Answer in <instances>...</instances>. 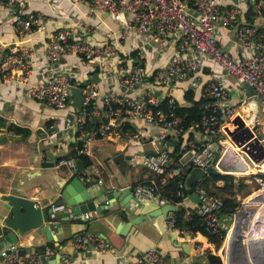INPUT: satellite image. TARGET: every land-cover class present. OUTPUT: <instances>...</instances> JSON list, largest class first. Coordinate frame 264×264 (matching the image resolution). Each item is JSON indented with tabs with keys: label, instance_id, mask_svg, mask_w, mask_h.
I'll use <instances>...</instances> for the list:
<instances>
[{
	"label": "crops",
	"instance_id": "1",
	"mask_svg": "<svg viewBox=\"0 0 264 264\" xmlns=\"http://www.w3.org/2000/svg\"><path fill=\"white\" fill-rule=\"evenodd\" d=\"M237 2L241 4L237 24L254 22L264 27V10L255 11L249 3L239 0H223V5ZM186 5L189 10L194 11L189 2ZM18 6L22 11L40 13L43 20L33 32L20 33L15 20L16 9L0 3V46L8 48L15 45L33 52V72L28 82L0 80V194L22 191L24 196L37 201L45 209H50L52 202L66 203L61 197V186L73 177L76 169L61 165L60 169L55 168L54 175H44L43 169L33 164L32 159L37 148L44 149L41 154L49 151L61 158L70 154L69 151L75 149L77 144L74 121L78 113L70 101L65 107L56 108L33 98L29 93V86L50 74H65L68 68L71 70L68 74L73 83L71 86H81L83 94L88 84H96L102 118L108 117L104 106L106 93L113 92L123 100L125 97L144 93L151 87L153 94L160 99L172 98L179 105L190 106L193 100L203 99L204 86L209 81L222 76L226 85L227 104L236 107L234 118L239 117L243 121L238 129V139H247L253 133L264 145V101L256 96L248 83L240 82L235 76L221 70L208 55H200L202 66L197 71L167 82L158 83L154 79L153 74L166 67L175 53L177 37L155 39L153 31L141 32L135 26L127 27L124 32L125 21L131 20L130 11L124 9L121 19H116L108 9L97 8L91 11L88 3L83 0H19ZM59 29H67L72 36L83 37L95 44H110L115 51L114 56L109 59L88 60L70 52L58 62L52 63L46 56V44L49 37ZM214 33L218 43L237 57L249 55V50L243 49L236 42L235 26H226L221 21H216ZM121 66L127 70L141 67L146 80L135 88L129 87L122 81L127 73H119ZM189 90L191 93L188 98L186 92ZM117 107L119 112L123 110L121 105L118 104ZM234 118L222 125V131L216 138L218 159L230 168L221 173L233 174L237 183L245 175H252L248 179L251 183V178L264 172V158L258 162L240 158L243 157L241 147L233 141L230 132L237 128ZM127 122L130 128L121 132L116 129L107 138L94 139L90 144L91 154L86 155L90 160L89 165L98 166L104 179L102 183L91 185L92 191L100 192L101 199H104L116 187L119 197L113 199L112 205H104L98 211L93 210L96 214L87 221L70 219L66 210L57 211L55 217L50 216L57 227V230L51 231L52 240H48L47 234L39 233L37 229L28 230L13 240L17 244L22 242L18 246L25 250L24 253L52 246L56 251L47 259V264H123L126 259L136 257L146 247L156 246L168 255L171 264H210L200 251V243L206 247L215 246L208 236L201 231H196L193 239H188L185 234L178 235L168 227V209L167 212L164 210L167 205H161L157 200L151 201L141 212L140 207L136 208L137 200L133 197L132 190L123 192L125 187H131L134 183L153 176L135 157L154 152L162 146H168L177 152L189 141L206 140L205 135L197 125L192 124L179 139L169 135L165 142H161L155 139L159 133L156 124L142 117L130 118ZM134 133L139 136L134 137ZM224 143L227 144L223 145ZM119 153L129 158L123 171L113 161ZM244 161L256 167L243 171L241 166H245ZM89 165L85 164L82 169ZM188 171L187 169L186 174ZM240 175L243 177H236ZM222 184V180L216 182L218 186ZM255 188L251 187L248 197L253 196ZM240 189L242 187L233 188V191L236 190L235 195L239 197L240 194L237 193ZM189 197L190 202L183 204L187 209L190 208L186 212V218L197 202L190 194ZM2 206L3 201L0 199V212L6 213ZM221 217L228 224L225 213ZM132 219L136 222L130 224ZM0 226L4 231V235L0 236L1 244L7 240L9 229L2 224L1 219ZM189 230L194 233L191 229L182 232L187 233ZM79 234L87 235L88 241L78 244L75 238ZM98 238L108 242V247H96Z\"/></svg>",
	"mask_w": 264,
	"mask_h": 264
},
{
	"label": "built area",
	"instance_id": "2",
	"mask_svg": "<svg viewBox=\"0 0 264 264\" xmlns=\"http://www.w3.org/2000/svg\"><path fill=\"white\" fill-rule=\"evenodd\" d=\"M88 3L90 10L97 8L108 9L116 19H121L124 9L131 12V20L125 21L127 27L135 26L139 31H153L155 39L174 36L178 42L175 53L166 67L153 74L158 82H167L175 77H182L188 72L201 68L200 55H208L227 74L233 75L240 82L251 85L257 97L264 101V27L251 22L237 24L241 12V4L231 3L223 5V0H83ZM249 3L255 11L264 10V0H239ZM189 2L191 9H188ZM13 9L19 0H0ZM196 14H195V13ZM16 25L20 33H31L40 27L43 16L38 12H17L15 10ZM25 15V16H23ZM221 21L226 26H235L236 42L243 49L249 50V55L239 58L229 50L222 47L215 36V22ZM76 53L79 57L88 60L96 58H111L114 49L110 44H95L83 37L72 36L69 30L59 29L53 33L46 44L47 59L58 62L67 53ZM33 52L28 48H18L12 45L8 48L0 46V80H17L28 82L33 72ZM50 74L47 78L29 86V93L33 98L46 104L63 108L69 102V89L73 84L68 74ZM119 73H127L122 80L129 87L135 88L146 80L141 67L127 70L121 66ZM99 91L95 83L88 84L83 100L81 112L76 115L77 128L75 151L77 154L90 155V144L94 139L107 138L121 124L130 118L142 117L156 124L159 133L156 140L165 142L169 135L179 139L188 127L175 114V100L167 101L164 109L159 97L153 94L152 88L146 92L138 93L135 97H125L121 100L113 92L104 96V106L108 112L107 118H102V107L98 103ZM203 105L201 116L197 125L206 140L187 142L180 150L172 151L168 146H162L154 152L135 157L151 173L152 177L143 179L131 186L133 197L138 201L142 199H156L161 205L171 204L167 214L168 227L178 235H187L188 239L195 237L190 230L183 233L176 226L174 210L177 205L190 202L189 192L185 183V174L188 167L197 166L207 168L216 165L218 147L216 138L222 131V125L231 121L236 114V107L227 104L226 85L222 76L209 81L203 90ZM118 104L125 108L119 112ZM55 132V131H54ZM138 137V133H134ZM133 159V162H135ZM59 165L76 169L75 156L62 157ZM81 180L90 185L104 181L101 169L96 165H89L78 173ZM170 177H177L176 195L180 198L177 203L172 202L162 191L161 184ZM257 190L253 196L243 199L233 208L224 204L220 195L212 193L207 187L198 185L195 188L198 200L193 210L199 217L198 224L204 232L221 240L237 228L239 243L229 248L228 256L231 264H264V172L254 177ZM184 206V205H183ZM51 216L55 217L57 211L65 210L64 201L50 203ZM190 209V208H189ZM225 213L228 224L221 215ZM96 214V211L75 213L67 212L70 219L87 221ZM87 235L79 234L75 240L78 244L87 242ZM220 246L206 247L200 243V251L206 257L209 254L219 255ZM96 247L105 249L108 242L98 238ZM56 248L47 246L40 251L20 253V247L14 241L4 240L0 244V264H47V259L54 254ZM123 264H171L168 255L156 246H148L136 257L128 258ZM216 264H227L221 259Z\"/></svg>",
	"mask_w": 264,
	"mask_h": 264
},
{
	"label": "water",
	"instance_id": "3",
	"mask_svg": "<svg viewBox=\"0 0 264 264\" xmlns=\"http://www.w3.org/2000/svg\"><path fill=\"white\" fill-rule=\"evenodd\" d=\"M249 86L253 89L251 85ZM69 90V101L74 104L77 113H79L82 110L84 100L82 87L77 85L70 86ZM234 122L237 128L234 131H230L232 133L231 138L241 147L244 158L250 162H258L263 159L264 145L261 143L259 137L252 133L247 139H243V137L238 139V129L242 125L243 121L239 117H236L234 118ZM246 129H249V127H246ZM43 151V148H37V150H35L32 163L43 169L42 173L44 175H54L53 172L55 171V168L57 167L60 169L62 167L59 165L61 156L52 155L49 151H46V154H41ZM218 158L219 154L217 152L216 160H218V162L216 165H210L207 168L197 166L188 167L189 171L186 174L185 183L190 196L196 201L198 200V197L193 188L195 183L199 182L207 175L230 169L227 168V166H225ZM128 159L129 158H127L123 153H119L113 158V161L116 162L118 164V168L123 171L126 168ZM75 162L76 173L69 179V181L61 186V197L67 204V208L65 209L66 212L72 210L75 213H81L97 209L99 210L104 205H112L113 199L116 200L120 195L118 194V189L115 187L111 193L106 194L105 198L101 199L102 194L100 192L92 191V189L87 186V184L84 183L78 175L85 165L84 160L77 157ZM245 169V166H241V170ZM128 191H131V187H125L123 190L124 193H127ZM0 199L3 201V209L6 210V213L0 212V219L2 220V224L9 229L6 235L7 241H13L22 236L26 231L32 229H37L39 233H46L48 240H52V236L50 235L51 231L57 230V227L55 222L50 218L52 212L51 208L45 209L41 207L37 201L24 196L22 191H19L18 193H2L0 194ZM155 200L156 199L138 200L136 208L140 207L142 212V210H144V208L146 209L151 201ZM125 203L126 202H122V204ZM174 208V205L167 204L164 210L167 212V209L169 211ZM134 222H136V220L132 219L129 223L132 224ZM238 237L239 234L237 232H232L221 243L219 254L221 259L225 260L227 264H231L228 256L229 248H232L234 244L239 243ZM24 252L25 250L20 249V253ZM243 262L244 264H249L247 259H244Z\"/></svg>",
	"mask_w": 264,
	"mask_h": 264
},
{
	"label": "trees",
	"instance_id": "4",
	"mask_svg": "<svg viewBox=\"0 0 264 264\" xmlns=\"http://www.w3.org/2000/svg\"><path fill=\"white\" fill-rule=\"evenodd\" d=\"M7 1V0H4ZM251 5V4H250ZM252 7V5H251ZM15 9L17 12H20L19 6H15ZM253 9V7H252ZM25 16V15H23ZM191 93V90L186 92V96L189 98V94ZM167 101L168 98L162 99L161 100V104L162 107L164 109L167 108ZM204 99L201 100H193L192 104L190 106H183V105H179L177 102H175V114L176 116H178L181 121L187 126H191L192 123L198 122L200 116H201V110H202V105H203ZM125 107L123 106V109ZM130 128V125L128 124V122H125L124 124H121L118 127V130L124 131V129H128ZM224 145V144H223ZM70 154L65 155V158L68 157L69 155H75L77 157H80L84 160L86 165L90 164V160L86 155L83 154H77V152L75 151V149H71ZM245 170H247V168L249 169H254L256 166L254 165H249V164H245ZM243 170V171H245ZM186 177V176H185ZM177 177H170L169 179H167V181L163 184H161V188L162 191L164 192V194L174 203H177L180 198L176 195V189H177ZM222 180L223 184L221 186L216 185V182ZM198 185H203L205 187H207L212 193L217 194L218 192H222V193H229L230 195H226V196H220L224 199V204L226 206H228L229 208H233L235 205H237L239 203V201H237L234 197L231 196V194H233V188L237 185L238 188H241L244 186V183L242 180H239L238 183L234 181V175L231 173H221V172H217V173H213L211 175H207L205 178L201 179L199 182L195 183L193 188L195 190V188ZM189 209H187L186 207H184L183 205H177L176 209L174 210L175 213V218H176V226L181 230H187V229H191L192 231L196 232V231H201L203 234H205L206 236H208L209 240L211 242H213L216 246H219L221 244V240L216 238L213 235H209L206 234L204 232V229L199 226L198 221H199V217L198 215L195 213L194 210H190L191 214L188 215V217L186 218V212H188ZM4 235V231L2 229V227L0 226V236ZM208 262L210 264H216L221 262V257L219 255L216 254H209V256L207 257Z\"/></svg>",
	"mask_w": 264,
	"mask_h": 264
},
{
	"label": "rangeland",
	"instance_id": "5",
	"mask_svg": "<svg viewBox=\"0 0 264 264\" xmlns=\"http://www.w3.org/2000/svg\"><path fill=\"white\" fill-rule=\"evenodd\" d=\"M225 144H227V143H224V145ZM240 158L242 159V158H244V156L243 157H241L240 156ZM244 163L245 164H249L248 162H245L244 161ZM250 165V164H249ZM63 167H65L66 168V166L65 165H63ZM260 167H262L263 168V166H260ZM10 175V174H9ZM237 178H242L243 177V175H240V176H236ZM249 177H252V175H245L243 178H242V180L244 181V183L246 184L244 187H242V189H240V191H239V193H237V194H240V197H239V195H235V193H236V190L233 192V194H231V196L232 197H234L237 201H242L243 199H245L246 197H248V192H251L250 190H251V187L253 186V188H255V187H257V184L254 182V179L253 178H251L252 179V182L250 183L249 182ZM246 179V180H245ZM248 183V184H247ZM87 186H91L90 184H87ZM236 188H238L237 186H235ZM92 189V188H91ZM238 190V189H237ZM255 190H257V188H255ZM252 194V193H251ZM218 195H220V196H228V195H230L229 193H222V192H218ZM239 201V202H240ZM241 203V202H240ZM19 245L20 244H22V242H19L18 243ZM21 246V245H20Z\"/></svg>",
	"mask_w": 264,
	"mask_h": 264
},
{
	"label": "bare ground",
	"instance_id": "6",
	"mask_svg": "<svg viewBox=\"0 0 264 264\" xmlns=\"http://www.w3.org/2000/svg\"><path fill=\"white\" fill-rule=\"evenodd\" d=\"M234 231H237V228H235L234 230H232V232H234Z\"/></svg>",
	"mask_w": 264,
	"mask_h": 264
}]
</instances>
